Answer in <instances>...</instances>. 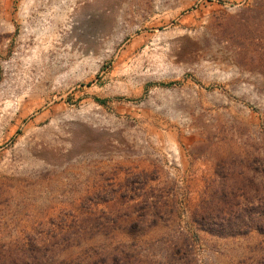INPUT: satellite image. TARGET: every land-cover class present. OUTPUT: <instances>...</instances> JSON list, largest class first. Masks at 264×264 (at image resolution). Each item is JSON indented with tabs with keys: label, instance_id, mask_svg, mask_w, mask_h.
<instances>
[{
	"label": "rangeland",
	"instance_id": "rangeland-1",
	"mask_svg": "<svg viewBox=\"0 0 264 264\" xmlns=\"http://www.w3.org/2000/svg\"><path fill=\"white\" fill-rule=\"evenodd\" d=\"M0 264H264V0H0Z\"/></svg>",
	"mask_w": 264,
	"mask_h": 264
}]
</instances>
